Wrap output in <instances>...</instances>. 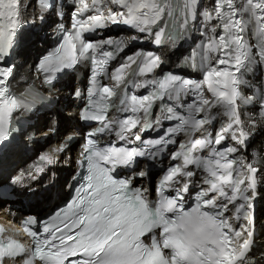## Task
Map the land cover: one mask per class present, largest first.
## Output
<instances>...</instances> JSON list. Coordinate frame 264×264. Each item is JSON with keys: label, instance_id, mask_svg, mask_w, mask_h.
<instances>
[{"label": "snow or ice", "instance_id": "snow-or-ice-1", "mask_svg": "<svg viewBox=\"0 0 264 264\" xmlns=\"http://www.w3.org/2000/svg\"><path fill=\"white\" fill-rule=\"evenodd\" d=\"M192 3L195 5L196 0H192ZM19 4L20 0H0V141L9 136L13 112L28 107L10 95L7 80L13 74L14 65L2 63L14 47L17 29L22 26ZM109 4L122 6L126 11H113ZM244 4L248 7L241 5V9L250 14L248 21L236 18L240 11L234 0H216L213 11L201 14L202 20L217 21L207 28V32L212 35L204 51L209 56L222 54L223 58L217 62L235 67L236 72L244 67L245 62L249 65L257 61L264 63V0L255 3L253 0H244ZM37 6H43L48 11L53 6L63 7L60 0H55V3L53 0H37ZM70 6L73 8L72 15L76 17L69 26L71 31L60 21L62 43L41 59L38 68L52 74L85 62L90 65L92 91L88 94L82 119L100 123L99 127L87 133L85 153L89 175L86 184L77 191V199L68 206V212L57 213V218L61 215L64 217L59 225L53 222L44 224L42 232L48 235L43 238L34 231L29 233L35 239L31 258H26L29 250L22 244L11 239L5 242L0 235V264L16 258L23 259L24 264H34L36 258L44 264H65L69 257L80 256L83 258L73 259L69 264H177V260L179 264H237V261L245 264L244 258L251 244V240L245 238L246 234L251 236V218L248 214L252 207L250 193L256 188L258 169L243 157L238 158L249 139L250 129L239 119L237 111L236 101L240 96L238 88L242 82L236 72L205 66L202 59L200 66L205 67L206 71L202 83L179 74H168L159 81L134 83L137 73L151 74L162 63L159 55L137 50L127 55L112 73H108L110 61L116 59L127 45L113 38L86 41L84 34L97 28H106L109 23L124 24L144 33L143 39L161 45L164 28L160 27L153 33L152 26L164 17L166 8L169 9L167 15H173L168 0H73ZM257 10L261 12L260 15H257ZM89 11L95 14L85 16ZM57 15L60 17L63 13L58 12ZM201 27L207 26L201 24ZM217 28L222 34L213 38ZM246 30H252V36L256 39L246 42L243 35ZM176 38L178 33L169 35L173 41ZM140 39L134 38L135 42ZM106 46L114 47L106 50ZM132 65H136V69H132ZM128 70H131L132 79L126 82ZM101 74L108 76L113 85H101L97 80ZM53 79L50 76L46 82L52 83ZM127 83H132L136 89L155 85L156 90L143 96L128 95L121 88V85L126 88ZM205 86L212 100L205 97ZM191 90L197 92L198 100L182 105L180 111L174 105L168 106L162 117L153 118L155 101L165 96L180 101L183 94ZM245 101H264V88H261L258 100L251 101L245 97ZM217 106L224 107L230 119L227 125L217 128L215 136H212L209 126L217 119V115L211 110ZM110 108L131 114L124 119L113 117L110 120L106 115ZM171 121L176 123H170L159 137L142 139L145 131H155L163 127L165 122ZM110 134H115L125 146L101 147L98 138ZM177 135L184 136L185 142L178 144L179 150L170 154L169 158L180 162L167 170L161 181L160 199L154 207H149L139 193L128 194L129 181L113 179L110 175L116 166L130 165L137 157L152 158L159 155L165 145L174 142L172 138ZM75 138L70 136L61 150H65ZM227 140L234 141V144H225ZM135 142H140L141 147H128ZM222 144L225 145L223 148L214 147ZM205 149H209L212 155L201 160L195 154ZM105 163L108 167L103 166ZM261 166L264 167V156ZM196 167L208 174L204 181L207 188L199 190L196 205L191 211H183L184 195L189 190V182L196 175L189 169ZM181 179L185 183L179 188H171L175 193L174 198L166 196L165 191L170 184H179ZM229 205L234 209L235 220L243 218L248 222L241 224L238 230L233 229L225 216L230 210ZM210 213L219 224L217 234L206 242L205 249H197L188 258L185 247L187 227L194 226V218L203 220ZM34 223L35 220L26 221L28 225ZM178 226L180 231H177ZM156 229L161 230L159 240L155 235ZM3 231L0 228V234ZM146 235H150V245L143 243L142 238ZM164 249L171 250L169 257H165Z\"/></svg>", "mask_w": 264, "mask_h": 264}, {"label": "bare ground", "instance_id": "bare-ground-1", "mask_svg": "<svg viewBox=\"0 0 264 264\" xmlns=\"http://www.w3.org/2000/svg\"><path fill=\"white\" fill-rule=\"evenodd\" d=\"M44 29L46 28H42L39 34H34L36 39L31 40L29 45H24L19 51L18 54L20 55V60L22 62L25 61L24 56L30 57L31 55H34V53L40 52L41 48L46 46L49 35L44 32ZM69 102L70 101L68 100L67 103ZM60 118V129H62L70 123V119L64 114H60ZM44 124H47V119H45L44 116H40L34 128L39 127L40 130L38 131H42L41 125ZM47 128L48 127H45L43 129L45 130ZM30 148L31 146L29 143L24 137H22L17 146L8 151V155L2 166L5 170L0 174V184L8 181L12 176H17L18 181L15 183L16 188L21 195H24L27 203V205L23 204L20 210L24 213H38L31 212V210L36 207H45L42 209L45 210L48 207H52L53 204L60 201L61 198H65L68 191V185L74 172V166L72 161H69L68 163L59 162L54 165L48 163L46 166L28 164L31 161H34L37 155L36 151L33 150L34 146H32V149ZM24 167H27L28 169ZM19 170H22L23 174L21 179L18 176ZM23 176L25 177L23 178ZM262 193L264 194V191H262ZM31 199H36V202H32ZM18 201L19 203H22L21 200ZM260 201H262V205L258 207L256 223L263 218L264 195L260 198ZM9 202L10 201L5 202L0 199L1 206L9 204ZM25 208L31 210L23 211ZM262 230H264V227Z\"/></svg>", "mask_w": 264, "mask_h": 264}, {"label": "clouds", "instance_id": "clouds-1", "mask_svg": "<svg viewBox=\"0 0 264 264\" xmlns=\"http://www.w3.org/2000/svg\"><path fill=\"white\" fill-rule=\"evenodd\" d=\"M219 224L212 218V214L203 220L194 218V226L187 227L185 232V247L188 251V258H191L192 254L197 249H205L207 247V241L215 238ZM177 231H180L178 226ZM179 264V260H177Z\"/></svg>", "mask_w": 264, "mask_h": 264}, {"label": "rangeland", "instance_id": "rangeland-1", "mask_svg": "<svg viewBox=\"0 0 264 264\" xmlns=\"http://www.w3.org/2000/svg\"><path fill=\"white\" fill-rule=\"evenodd\" d=\"M34 209H35V208H34ZM34 209H32L31 212H34V211H33Z\"/></svg>", "mask_w": 264, "mask_h": 264}]
</instances>
